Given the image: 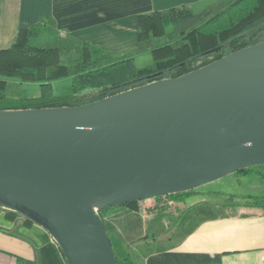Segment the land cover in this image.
<instances>
[{"label": "water", "instance_id": "water-1", "mask_svg": "<svg viewBox=\"0 0 264 264\" xmlns=\"http://www.w3.org/2000/svg\"><path fill=\"white\" fill-rule=\"evenodd\" d=\"M262 164L264 40L88 104L0 110V207L69 264H119L99 209Z\"/></svg>", "mask_w": 264, "mask_h": 264}, {"label": "trees", "instance_id": "trees-1", "mask_svg": "<svg viewBox=\"0 0 264 264\" xmlns=\"http://www.w3.org/2000/svg\"><path fill=\"white\" fill-rule=\"evenodd\" d=\"M47 22L42 19L20 29L13 44L0 50V110L80 106L157 79L181 76L258 42L264 32V0L212 3L199 11L181 5L140 14L137 51L151 55V61L144 65L138 63L137 57L114 53L107 47H93L70 34L61 36L56 45H42L36 40ZM160 37H165L167 43L156 46L155 39ZM73 53L76 60L71 62ZM32 84L38 88L31 95L24 87ZM233 174L254 176L264 183V164ZM211 193L222 200L189 205V198L202 194L196 188L99 209L119 264H144L135 255L133 245L165 236L172 238L196 210L222 217L252 216L257 210L264 213V192ZM118 207L144 214L142 236L125 243L109 231L106 214ZM2 212L6 220L17 225L12 230L14 234L34 243L40 264H69L48 230H32L34 219L0 207V215Z\"/></svg>", "mask_w": 264, "mask_h": 264}, {"label": "crops", "instance_id": "crops-1", "mask_svg": "<svg viewBox=\"0 0 264 264\" xmlns=\"http://www.w3.org/2000/svg\"><path fill=\"white\" fill-rule=\"evenodd\" d=\"M232 1L0 0V50L13 44L20 29L43 19L48 22L36 40L40 44L46 43L42 45H56L61 36L70 34L93 47H107L114 53L141 57L137 51L140 14L181 5L199 11L212 3L227 5ZM203 195L189 198L188 204L206 201L209 205L215 202L201 198ZM196 198L200 199L194 200ZM118 208L128 214H141ZM143 222L142 230L145 231V216ZM16 226L1 213L0 264H40L34 243L12 232ZM36 228L34 225L32 230L40 232ZM133 251L144 264H264V213L257 210L252 216L222 217L202 209L196 210L172 238L141 241L133 245Z\"/></svg>", "mask_w": 264, "mask_h": 264}, {"label": "rangeland", "instance_id": "rangeland-1", "mask_svg": "<svg viewBox=\"0 0 264 264\" xmlns=\"http://www.w3.org/2000/svg\"><path fill=\"white\" fill-rule=\"evenodd\" d=\"M258 41L264 40V32L260 34L257 39ZM167 43V39L165 37H160L155 39L156 46H161ZM45 44L46 43H41ZM141 57H137V61L139 64L144 65L151 61V55L149 52L140 53ZM76 60V53L71 55V62ZM67 84V81H65ZM38 88V85H25L24 91L28 92V94H33ZM202 194H204L201 198L208 199V201H221L222 197L217 195L214 196L212 191H227L234 192L235 194L242 195L246 193H263L264 192V183L261 182L257 177L254 176H238L235 174H230L225 177H222L213 182L202 185L198 188ZM200 198H196L197 200ZM252 210V209H249ZM124 209L118 208V210H109L105 217V223L107 228L111 233L118 235L125 243L130 242L131 240L136 239L139 236L144 234L143 229V216L144 214H128L123 212ZM36 229L41 231V226L36 224ZM43 228V227H42ZM164 238H167L165 236Z\"/></svg>", "mask_w": 264, "mask_h": 264}, {"label": "bare ground", "instance_id": "bare-ground-1", "mask_svg": "<svg viewBox=\"0 0 264 264\" xmlns=\"http://www.w3.org/2000/svg\"><path fill=\"white\" fill-rule=\"evenodd\" d=\"M90 203H91L92 207L94 209H96L98 206H100L101 199L100 198H93V199H91Z\"/></svg>", "mask_w": 264, "mask_h": 264}]
</instances>
